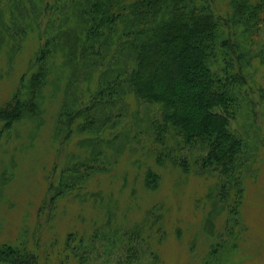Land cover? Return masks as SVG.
Wrapping results in <instances>:
<instances>
[{
	"label": "rangeland",
	"instance_id": "374dc122",
	"mask_svg": "<svg viewBox=\"0 0 264 264\" xmlns=\"http://www.w3.org/2000/svg\"><path fill=\"white\" fill-rule=\"evenodd\" d=\"M44 1L48 5L44 11V6L35 9L39 19L35 32L14 46L6 35L8 31L15 33L20 25L14 0H0V108L17 92L22 77L34 71V55L46 42L44 32L53 19V7L60 8L62 3ZM241 45L233 58L243 54L246 83L244 92L237 93L239 109L230 127L246 142L249 165L239 183L242 197L237 196L234 205L229 199L231 186L224 187L226 178L219 172L206 176L201 171L186 173L170 163H157L161 150L179 145L169 135L162 140L158 137L156 142L150 136L148 119L162 118L160 105L140 103L132 94L111 100L109 92H104L96 105L92 99L98 82L107 79L101 65L94 82L82 81L80 74L75 86L68 85V70L54 71L43 90L39 125L21 120L11 131L2 132L6 121L4 112L0 113V242H27L31 252L38 254L43 242L42 251L49 250L52 237L57 251L68 233L83 230V242L79 243V236L72 242L77 254L89 248L82 264H264V31ZM62 113L72 116H62L59 125ZM109 118L105 130L103 124ZM90 121L95 122L97 139L104 138V154L98 164L92 160L100 168L95 170L83 167L91 148L82 146L80 139L95 135L78 131ZM108 140L113 143L111 149L105 142ZM191 156L185 150L181 160L191 161ZM148 170L161 177L156 189L145 186ZM76 177L84 182L71 190L73 197L63 201L64 211L50 225L51 199L62 183H78L73 182ZM92 195L102 203L92 201ZM156 206L162 207L164 216L153 231L155 241L147 243L143 236H131L122 244L111 242L100 238L106 230L100 226L101 231L91 241L92 227L96 223L106 226L104 218L109 212L115 215L113 229L127 228L148 222L149 212ZM160 225L161 231L157 229ZM79 260L71 256L69 264H80ZM3 261L0 264L9 263ZM57 262L55 257L53 264Z\"/></svg>",
	"mask_w": 264,
	"mask_h": 264
},
{
	"label": "trees",
	"instance_id": "16d2710c",
	"mask_svg": "<svg viewBox=\"0 0 264 264\" xmlns=\"http://www.w3.org/2000/svg\"><path fill=\"white\" fill-rule=\"evenodd\" d=\"M13 5L20 25L14 29L15 33L7 29L6 35L11 38L10 44L16 46L20 38L33 34L39 25L36 7L44 6V11L48 5L42 0H14ZM53 9V19L44 32L46 42L39 45L34 55V71L22 77L17 92L0 108L6 121L2 132L11 131L21 120L40 124L43 90L54 71L68 70V85L75 86L80 74L82 81L94 82L101 65L103 74L112 80L98 82V91L92 99L96 105L104 92H109L111 100L132 94L140 103L160 105L162 118L148 119L150 136L156 142L158 137L162 140L169 135L179 145L170 150L166 142V148L158 154L150 150L157 154V163H170L183 172H203L206 176L219 172L226 178L224 187L231 186L229 199L234 205L236 197H242L239 183L248 170L249 152L243 138L236 136L230 127L239 109L237 93L244 92L246 83L242 71L245 58L238 53L234 59L233 54L236 56L243 47L241 44L264 31V0H62L61 7L56 5ZM40 40L39 35V43ZM107 62L111 65L107 66ZM62 116L72 114L62 113L59 125ZM110 120L103 124L105 130ZM94 125L90 121L78 131L95 135ZM97 136L80 138L82 146L91 148V155L83 165L88 170L100 169L96 165L104 154L101 145L104 138ZM105 142L111 149L113 143ZM185 150L192 154L191 161L181 160ZM90 160L97 164L89 163ZM103 171L106 170L97 172ZM90 172L86 173L87 178ZM82 179L76 177L73 182H79L71 186L60 185L51 199L50 225L62 214L63 201L73 195L71 190L82 184ZM160 180L159 174L148 170L145 186L156 189ZM92 196V201L102 203L97 195ZM149 216L148 222L113 229L115 215L109 212L104 218L106 226L96 223L89 237L94 240L102 227L106 230L101 231L100 238L111 242L122 244L125 237L143 236L145 242L151 243L156 236L153 231L163 220L162 207H154ZM162 227L157 229L161 231ZM85 233L83 230L68 233L57 251L52 237L49 250L42 251L43 242L38 254L31 252L27 242H0V262L53 264L57 257V264H69L73 256L82 264L89 248L77 254L72 242L79 236L81 244Z\"/></svg>",
	"mask_w": 264,
	"mask_h": 264
}]
</instances>
